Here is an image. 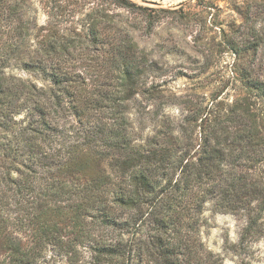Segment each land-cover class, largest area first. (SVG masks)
Masks as SVG:
<instances>
[{
  "label": "trees",
  "instance_id": "1",
  "mask_svg": "<svg viewBox=\"0 0 264 264\" xmlns=\"http://www.w3.org/2000/svg\"><path fill=\"white\" fill-rule=\"evenodd\" d=\"M35 1L0 0V264H250L241 244L264 236V75L234 67L227 94L142 135L130 104L157 91L123 23ZM92 51L96 79L78 64ZM206 211L245 217L224 253L201 239Z\"/></svg>",
  "mask_w": 264,
  "mask_h": 264
},
{
  "label": "rangeland",
  "instance_id": "2",
  "mask_svg": "<svg viewBox=\"0 0 264 264\" xmlns=\"http://www.w3.org/2000/svg\"><path fill=\"white\" fill-rule=\"evenodd\" d=\"M56 1L75 20L103 6L145 54L143 80L146 87L155 85L157 92L130 104L136 131L142 135L165 114L179 117L183 109H192L219 91L227 94L234 85V67L250 64L264 75V0H128L139 6L128 8L103 0ZM36 21H46L40 6ZM97 55L87 52L78 63L90 79L98 75ZM205 217L200 236L208 249L224 253L225 245L239 242L244 216L206 211ZM241 245L246 261L264 264V236L247 238ZM56 260L67 264L63 258ZM223 264H237V258L226 254Z\"/></svg>",
  "mask_w": 264,
  "mask_h": 264
}]
</instances>
